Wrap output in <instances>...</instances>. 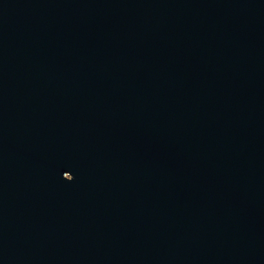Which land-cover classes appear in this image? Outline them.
I'll return each instance as SVG.
<instances>
[{
  "label": "water",
  "instance_id": "obj_1",
  "mask_svg": "<svg viewBox=\"0 0 264 264\" xmlns=\"http://www.w3.org/2000/svg\"><path fill=\"white\" fill-rule=\"evenodd\" d=\"M0 107L264 258V0H0Z\"/></svg>",
  "mask_w": 264,
  "mask_h": 264
}]
</instances>
